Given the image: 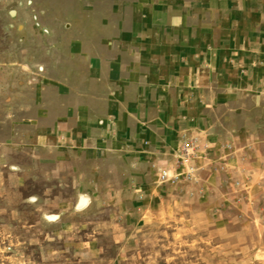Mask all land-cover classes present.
I'll list each match as a JSON object with an SVG mask.
<instances>
[{
  "label": "crops",
  "instance_id": "obj_1",
  "mask_svg": "<svg viewBox=\"0 0 264 264\" xmlns=\"http://www.w3.org/2000/svg\"><path fill=\"white\" fill-rule=\"evenodd\" d=\"M47 3L45 13L72 22L64 31L90 41L67 45L64 75L45 93L58 103L0 107V129L26 128L17 152L27 160L0 155V233L10 226L28 244L42 231L77 235L92 254L117 206L127 226L146 222L161 200L158 170L184 171L175 156L187 139L192 165L226 163L251 196L264 192V125L248 123L264 114V0ZM22 111L31 116L18 120Z\"/></svg>",
  "mask_w": 264,
  "mask_h": 264
},
{
  "label": "rangeland",
  "instance_id": "obj_2",
  "mask_svg": "<svg viewBox=\"0 0 264 264\" xmlns=\"http://www.w3.org/2000/svg\"><path fill=\"white\" fill-rule=\"evenodd\" d=\"M47 2L35 3L33 10L30 0H0V107L5 110L24 106L42 112L50 102L58 103V98L46 99L45 93L54 87L52 81L58 83L64 75L67 45L90 41V35L77 33L73 27L64 31L63 24L72 22L45 13ZM27 116L31 114L22 111L16 118ZM253 116L258 118L249 120L251 127L264 125L261 111ZM12 131L0 129V140L15 144L0 147V155L6 164H12V158L19 160L18 156L27 164L25 152H17L26 128L17 126ZM192 160L191 178L186 177L187 164L182 172L170 170L177 179L164 184L160 203L151 204L143 224L127 226L126 215L117 206L115 228L101 223L97 250L92 254L86 239L77 235L52 239L42 231L28 244L18 242L9 226L0 233V264H264L263 190L259 197L251 196L249 186L230 174L226 163L210 162L212 168L203 170L192 165ZM23 212L29 217L38 213ZM106 218L101 215V220Z\"/></svg>",
  "mask_w": 264,
  "mask_h": 264
},
{
  "label": "built area",
  "instance_id": "obj_3",
  "mask_svg": "<svg viewBox=\"0 0 264 264\" xmlns=\"http://www.w3.org/2000/svg\"><path fill=\"white\" fill-rule=\"evenodd\" d=\"M30 2H28L29 4ZM195 152H196V144L195 141L190 139L188 141H185L179 152L176 155V158L179 161V164H187L188 165V171L186 177L191 178L192 174L195 171V168L190 166V160L195 158ZM177 179V176H171L170 171L166 169H161L158 171V182L160 184H172L174 183Z\"/></svg>",
  "mask_w": 264,
  "mask_h": 264
}]
</instances>
